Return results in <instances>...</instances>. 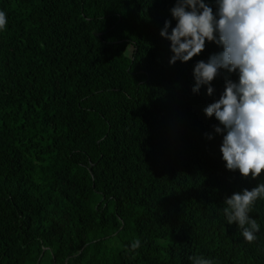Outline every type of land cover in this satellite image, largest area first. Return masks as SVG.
<instances>
[{
	"label": "trees",
	"instance_id": "obj_1",
	"mask_svg": "<svg viewBox=\"0 0 264 264\" xmlns=\"http://www.w3.org/2000/svg\"><path fill=\"white\" fill-rule=\"evenodd\" d=\"M175 3L0 0V264H264V200L253 242L223 213L264 172L227 170L204 113L238 75L192 91L222 49L170 65Z\"/></svg>",
	"mask_w": 264,
	"mask_h": 264
},
{
	"label": "clouds",
	"instance_id": "obj_2",
	"mask_svg": "<svg viewBox=\"0 0 264 264\" xmlns=\"http://www.w3.org/2000/svg\"><path fill=\"white\" fill-rule=\"evenodd\" d=\"M171 15L175 27L172 20H166L160 32L170 42V65L191 61L205 50L206 41L222 49L195 64L194 93L206 87L207 94L213 95L212 82L223 71L238 75V80L226 79L219 99L204 113L219 122L214 131L222 136L220 152L226 169L258 179L264 172V0H214V5L206 0H176ZM7 24V13L0 10V31ZM258 200H264V181L224 200L228 225H237L248 242L255 241L261 229L250 215ZM141 244L135 239L130 251L135 252ZM189 259L191 264H214L203 256Z\"/></svg>",
	"mask_w": 264,
	"mask_h": 264
}]
</instances>
